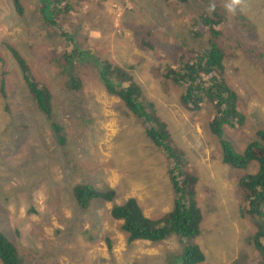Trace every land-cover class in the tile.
<instances>
[{
  "label": "rangeland",
  "instance_id": "obj_1",
  "mask_svg": "<svg viewBox=\"0 0 264 264\" xmlns=\"http://www.w3.org/2000/svg\"><path fill=\"white\" fill-rule=\"evenodd\" d=\"M19 2L22 15L15 11L12 0H0V63L4 61L0 66V82L2 73L8 72L4 77L7 99L0 95V206L9 213L10 221L32 238H50L58 233L57 230L59 233L63 230L61 234L67 239L63 245L70 250L75 264H87L86 255L96 258L101 264H134V261L138 264H179L185 245L192 242L204 255L200 264H231L237 257L235 253L240 250L246 252H241L244 258L238 264H264L262 256L257 257L256 252L246 244V239L261 229L260 221L245 213L248 208L245 202L241 204L238 191L239 180L254 174L256 165L252 163L239 169L223 164L219 139L212 129L216 109L205 105L202 111L191 113L180 104L176 89L170 91L172 87H167L169 81L164 77L166 66L175 68L182 64L189 54L188 50L195 46L189 34L196 27L187 22V16L179 14L202 12L201 1ZM211 2L223 3L226 7L235 2V14L239 11L237 15H246L245 11L249 10L247 16L253 20H249L251 30L257 27V37L264 40L261 34L264 32V0H261V5L253 0ZM198 3L199 9L196 7ZM53 8H56L55 14L50 10ZM226 27L231 29L228 23ZM247 30L250 32V29ZM94 33L98 34V38H94ZM252 41L257 39L252 38ZM101 44L102 50H106L113 60L102 53ZM7 46L20 54L29 67L31 77L52 91L54 99L62 97V109H73L75 106L76 109H86L83 114L87 112L91 119L98 120L94 125L86 126L81 136L71 126L66 128L67 151L72 156V163L79 165L86 174L70 172L71 161L66 160L68 156L51 143L48 120L43 113L35 111L36 106L29 99ZM71 46L72 49L75 47V52L70 51ZM223 47H229V38L225 37ZM198 48L200 50L201 47ZM79 52L82 54L78 55ZM243 53L231 52L228 48L223 63V75L229 86L236 90L239 110L246 116V121L243 126L237 123H233V127L224 125L222 135L239 152L253 139L257 129H264V75L252 68ZM59 55L70 57V60L65 63L64 59L58 58ZM117 58L139 66L136 81L146 88L147 91L143 90L145 99L154 105L155 111L163 114L160 116L169 125L172 145L179 152L170 160L164 159L154 149H151L153 154L150 156L144 154L143 160L136 156L135 165L128 167L133 181L116 178L113 168L119 165L117 159H106L108 165L104 166L110 146L123 153L130 149L124 144L123 135L119 134L121 121L109 112V96L97 99L98 92H103L97 76L107 62L121 65L115 60ZM63 65L68 69L65 70ZM72 79L81 82L78 91L71 88ZM74 92L84 93L83 108L75 101L77 94ZM5 105L8 113L4 111ZM119 117L122 121L136 119L141 124L127 109ZM59 118L68 123L71 117L59 112ZM240 124L243 123L240 121ZM9 130L13 134L7 138ZM173 131L179 135L178 139ZM91 133L94 138L89 137ZM137 138L132 136L128 140ZM88 140L90 144L83 145ZM135 146L142 151L143 145L137 142ZM170 168H176V173L191 172L197 178L201 222L199 235L194 239L173 236L156 243L144 240L127 243L118 222L110 216L111 204L99 200H94L96 217L85 213L76 218L75 214H71V210L77 208L74 206L75 196L69 195L72 185L90 183L102 189L101 183L114 186L121 182L125 190L121 199L119 194L116 195V202L121 204L128 197H135L143 213L148 218H154L151 220H157L172 210L176 198L168 181ZM91 222H95L94 229L89 231ZM106 238L111 242L110 251ZM19 256L24 261L27 259L24 255ZM37 258L40 260L39 256ZM63 258L59 256L57 261L70 264ZM101 258L106 262L100 261ZM28 261L29 264H36L37 260L30 257ZM52 261L56 263V260Z\"/></svg>",
  "mask_w": 264,
  "mask_h": 264
},
{
  "label": "trees",
  "instance_id": "obj_2",
  "mask_svg": "<svg viewBox=\"0 0 264 264\" xmlns=\"http://www.w3.org/2000/svg\"><path fill=\"white\" fill-rule=\"evenodd\" d=\"M179 1L186 2L187 0ZM200 1L202 7H199V3L196 7L202 9V12L197 14L189 12L188 15L179 14V16H187L189 18L187 22L195 25L196 28L189 34L191 43H195V46L188 50L189 54L182 60V64L175 68L166 66L164 77L170 82V84L167 83V87L172 86L176 89L180 103L191 113L195 114L202 111L205 105L211 109H216L217 114L212 129L214 135L219 139L220 160L223 164L239 169L252 163L256 165L257 169L254 174H248L247 177H242L239 180L238 191L241 204L245 202L248 208L245 213H248L252 219L260 221L261 229L249 236L246 239V244L252 248L250 250L256 252L257 257L258 255L262 256L264 263V129H257L253 139L245 145L241 152L235 150L222 135L224 125L233 127V123H237L243 126L246 121L244 113L239 111L238 94L229 86L227 78L225 79L223 75L225 50L229 48L231 52L247 53L251 65L261 75H264V40H259L257 37V27L251 30L250 21L253 20L247 16L249 10L245 11L246 15L241 13L237 15L239 11L235 14V2L232 6L229 4L226 7L223 3H214L211 0ZM253 2L258 5L263 4L261 0H253ZM12 3L15 11L22 15L23 11L19 0H12ZM203 3H205V7H208L207 9L203 7ZM227 23L231 25V29L226 27ZM247 29H250V32H247ZM261 34L264 36V32ZM258 35L260 36V34ZM225 37L229 38V47L226 48L223 47ZM252 38L257 39V41H252ZM198 47H201L200 50ZM7 50L15 59L19 78L23 82L32 103L36 106L35 111L43 113L48 120L52 137L51 143H54L64 155L68 156L66 160L71 161L68 168L72 169L70 172L86 174L79 165L72 163V156L67 151L69 142L66 128L71 126L81 136L86 126L94 125L98 120L91 119V115L87 112L83 114L86 109H76L75 106L73 109L59 110L71 117L68 123L61 121L57 105L59 101H62V98L54 99L50 93L52 91L31 77L29 67L20 54L9 46H7ZM71 51L73 52V49ZM74 51L76 50L74 49ZM62 57L64 59L65 55ZM68 61L69 59L65 60V63ZM3 63L4 61L1 60L0 66ZM138 67L137 63L126 64L125 67L117 64H106L97 77L105 91L119 97L124 102L125 108L140 120L144 126L142 133L146 134L153 145L160 149L167 159L175 158L179 152L177 153V148L171 143L167 123L155 112L153 104L144 100L141 87L134 80L133 74L136 77ZM64 69L67 70L68 67L66 66ZM5 73L8 72L5 71ZM5 73L3 72L1 75L0 95L6 100ZM71 87L76 91L79 90L80 86L76 79L71 80ZM141 101L145 106H141L139 103ZM4 111L5 113L9 112L7 105H5ZM73 118L75 119L71 122ZM240 121L243 124H240ZM121 127L123 128L122 125ZM12 134L9 130L6 137L9 138ZM175 169H169V182L176 195L172 210L162 217L156 218L157 220H151L152 217L145 216L136 199L129 198L123 204L116 205L113 189H98L90 183L88 185H72L71 195L75 196L76 204L74 206L77 208L71 212L75 214L76 218L79 214L84 216L85 213L93 214L96 217L97 207L94 205V200L95 202L99 200L111 203V217L122 221L120 231L126 235L127 243L136 240L156 243L173 236L180 239H194L199 235L201 222V211L198 207L196 192L197 178L193 173L187 171L176 173ZM240 212L241 216L244 217L243 211L240 210ZM69 228L73 229L72 227ZM57 232L59 234V230ZM2 237H0V258L2 261L5 264H26L23 263L24 259L19 255L15 258V252L12 249L13 244L4 235ZM106 243L108 251H110V240L106 239ZM241 252L246 251L240 250L235 253L237 257L231 264H238L241 258H244ZM38 256L40 260H38ZM58 256L57 251L49 250L32 253L31 258L37 260L36 264H59L52 261ZM102 260L103 258L100 259V261ZM25 261L29 264L27 259ZM203 261L202 251L192 242L185 245L179 264H200ZM94 264L100 263L97 261ZM134 264L138 263L134 261Z\"/></svg>",
  "mask_w": 264,
  "mask_h": 264
},
{
  "label": "clouds",
  "instance_id": "obj_3",
  "mask_svg": "<svg viewBox=\"0 0 264 264\" xmlns=\"http://www.w3.org/2000/svg\"><path fill=\"white\" fill-rule=\"evenodd\" d=\"M55 9L56 8L50 9L53 12V14H55ZM102 45L103 44H101V46H100V49H101L102 53L104 55H106L107 57H110L109 53H107L106 50H104V51L102 50V49H104L102 47ZM74 49H75V47L73 48V52H75ZM71 50H72V46H71ZM81 54L82 53H80V52L78 53V55H81ZM243 55L250 60V58L248 57V54L247 53L244 52ZM58 58L60 60L63 59L62 55H59ZM67 59L70 60V57L67 58V56H65L64 60H67ZM111 60H113V59L111 58ZM115 60L120 61L122 63L121 65L124 66V67H125L126 64L133 63V62H131V63L130 62H128V63L127 62H123L122 60H118V58L115 59ZM223 63H224V60H223ZM106 64H115V63H112V62L109 63V62H107ZM117 65H119V64H117ZM63 67L65 68L66 65H63ZM76 68H78V67H76ZM252 68L255 70V68L253 66H252ZM79 77L83 78V76H81V75H79ZM133 77H134L135 82L141 87L144 100L147 101L145 99L144 92H143V90L144 91H147L146 88H144L140 83H138L136 81V78H135V75L134 74H133ZM78 83H79V85H81V82L79 80H78ZM101 89H103L102 90L103 92H98L97 99H99V97H103L105 95H108L109 96V101L111 102V109H109V112L111 114H113L117 119H119L121 121V123H122L121 125L123 126V128H121L119 134L123 135L121 137L124 140V144L126 145V147H130V149L126 153H123V152H119V151L113 150V148L110 146L109 152L107 153V155L105 156V159H104V166L108 165L106 159H117L119 161V165L117 167L118 169L117 168H113L114 172H116V178H119V179H121V178H129L130 179L129 181H133L132 172L130 171V169L128 167H130L131 165H133V166L135 165L134 159H135L136 156L141 157V159L143 160L142 156L144 154L150 156L151 154H153L152 151H151V149H154L164 159L170 160L171 158L170 159H167L166 156L163 154V152L160 149H158L157 147H155L153 145V143L146 136V134L142 133L144 131V126L142 124H138V122H137L136 119H130V120H126V121H122L121 120V118L119 117V115H121V114L123 115L125 113V110H126L125 106L123 105L124 102L119 97H117L115 95H111V93H107L105 91V89H104L103 86H101ZM74 93L77 94V98L75 99V101H78V103H81L82 108H83L85 106L84 105V99H82L83 97H85L84 96V93H80V92H74ZM57 98H62V97H57ZM64 99H65V96H64ZM150 99H152V98L150 97ZM30 101H31V99H30ZM147 102H149V101H147ZM62 103H63L62 101H59L58 102V105H57V107L59 108L58 109V113L61 112L59 110L62 109V106H61ZM139 103L141 104V106L142 105L145 106L142 101L139 102ZM154 110H155V108H154ZM155 112L159 116H160V114H162V113H160L158 111H155ZM162 119L166 122V120L164 118H162ZM169 122L171 123L170 120H169ZM167 127H168V130H169L168 123H167ZM169 133H170V140H171V132H170V130H169ZM173 134H174V136H175L176 139L179 138V135L176 132L173 131ZM132 136H137L138 138L137 139H133V140H128ZM89 137L90 138H94V136L92 135V133L89 135ZM137 142L140 143L141 145H143L142 151H139L137 149V147L135 146V143H137ZM171 143H172V141H171ZM43 144H44V142H43ZM85 144H90V141L88 140L87 142H84L83 145H85ZM117 144H119V142H117ZM91 149H92V146H91ZM108 169L111 170V167H109ZM98 170H99V174L101 175V173H100L101 168L98 169ZM168 181H169V178H168ZM136 182H139V181H136ZM104 183H106V182H104ZM104 183H101L102 190L113 189L115 191L114 203L116 205L123 204L129 198H134L135 199V197H128L127 199H125L123 201V203H121V204L117 203L116 202V195L119 194L120 195V199L123 197L122 191L125 190V185L122 184L121 182L119 184H115L114 186H111V184H104ZM169 184H170V182H169ZM170 187H171V185H170ZM72 189H71V191H72ZM71 191L69 192V195H71ZM70 199H71V197H70ZM70 199H69V201H70ZM104 203H107V202H104ZM107 204L109 205L111 203H107ZM109 207L111 208V205H109ZM110 211H111V209H110ZM8 214L9 213H6L4 211V209L0 206V237H2V235H4L6 237V239L13 244L12 249L15 252V258L17 257V255L20 254V255H24L27 258V260H28L31 257L32 253H39V252H46V251H49V250H55V251H57V253L59 254V256H64V258H63L64 261L67 260L68 263L75 264L74 263V260L72 259L71 255H70V252H69L70 250L69 249H66L64 247V245H63V243L65 241H67V239L66 238H63V236L61 234V232L63 230H60V233L59 234L57 233L55 236H52L50 238H47L46 236L32 238L25 231H20L18 229L16 223H13V222L10 221V219L8 218ZM71 214H73V213L71 212ZM110 216H111V214H110ZM113 220L117 221L118 224H119V226L122 227L121 226L122 225V221L121 220H116V219H113ZM78 224H80V223H78ZM94 224H95V222L94 223H92V222L90 223L89 231H90V229H94ZM69 227H72V225H70ZM121 233H123V232H121ZM106 239H108V238H106ZM3 241H5L4 238H3ZM144 241H147V240H144ZM16 245H18V248L17 249L15 248ZM77 252L81 253L83 251L77 250ZM84 257L87 260V264L88 263L94 264L95 262H97L96 258H92L90 255H86ZM55 260H56V263H59L57 261V258ZM102 262H106L104 260V258H103ZM23 263H26L27 264L26 261H23ZM0 264H5L2 261L1 258H0ZM59 264H61V263H59Z\"/></svg>",
  "mask_w": 264,
  "mask_h": 264
},
{
  "label": "crops",
  "instance_id": "obj_4",
  "mask_svg": "<svg viewBox=\"0 0 264 264\" xmlns=\"http://www.w3.org/2000/svg\"><path fill=\"white\" fill-rule=\"evenodd\" d=\"M93 35H94V38H97L98 37V34L97 33H94Z\"/></svg>",
  "mask_w": 264,
  "mask_h": 264
},
{
  "label": "flooded vegetation",
  "instance_id": "obj_5",
  "mask_svg": "<svg viewBox=\"0 0 264 264\" xmlns=\"http://www.w3.org/2000/svg\"><path fill=\"white\" fill-rule=\"evenodd\" d=\"M32 103V102H31Z\"/></svg>",
  "mask_w": 264,
  "mask_h": 264
}]
</instances>
